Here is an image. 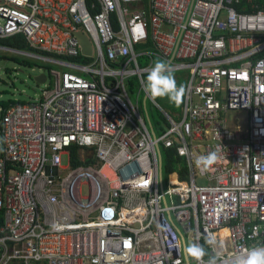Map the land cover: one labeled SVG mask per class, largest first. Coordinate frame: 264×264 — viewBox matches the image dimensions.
<instances>
[{"label":"built area","instance_id":"built-area-1","mask_svg":"<svg viewBox=\"0 0 264 264\" xmlns=\"http://www.w3.org/2000/svg\"><path fill=\"white\" fill-rule=\"evenodd\" d=\"M19 34L30 51L0 50L50 69L40 98L1 107L0 264H197L186 242L205 262L264 246L261 2L0 0V39ZM157 58L182 73L172 116L143 91Z\"/></svg>","mask_w":264,"mask_h":264},{"label":"rangeland","instance_id":"rangeland-1","mask_svg":"<svg viewBox=\"0 0 264 264\" xmlns=\"http://www.w3.org/2000/svg\"><path fill=\"white\" fill-rule=\"evenodd\" d=\"M14 58L20 60L21 62L14 60ZM24 60L30 61V65L22 63V61ZM42 74L48 75V70L45 68V65L43 63L0 50V123L2 118V101H30L32 99L40 98L41 92L45 88V85L47 83L43 85L38 84L35 79ZM180 76H182V73L175 72L176 81L180 80ZM49 82H52V79H50ZM134 91H136V88ZM167 99V97H162L157 98L153 101L161 108V111H166L172 116L173 109L176 110L179 107V100L175 103L169 99L168 102ZM142 101L143 97L141 95L139 97V102L141 104L142 114L144 115ZM174 103L175 108L171 109V104ZM145 110L156 133H159V125L163 122L162 119H160L161 111L151 101L146 102ZM227 115L231 121H235V119H238L239 123H242L246 117V113L243 110L229 111ZM162 154L164 156L163 161L165 165L166 156L164 149H162ZM167 177L168 173L164 166L163 183L165 190L168 188ZM198 182H202V180L199 179ZM80 191L81 196H86L87 185L81 186ZM191 261H193V258L191 259Z\"/></svg>","mask_w":264,"mask_h":264},{"label":"clouds","instance_id":"clouds-1","mask_svg":"<svg viewBox=\"0 0 264 264\" xmlns=\"http://www.w3.org/2000/svg\"><path fill=\"white\" fill-rule=\"evenodd\" d=\"M143 91L149 99L155 100L167 97L169 100L176 102L182 96L184 88L183 85H177L175 69L172 64L157 58L153 61L146 75ZM217 158V153L211 152L206 156L200 157L198 163L207 168L214 164ZM52 227L57 228L58 225L54 224ZM215 242V237L206 239V243L209 246L215 244ZM184 251L189 257L195 259L197 264H264V246L259 245L253 246L240 254L229 255L227 258H222L220 252H214L206 262L204 261V257L209 254L204 245L197 241L186 242Z\"/></svg>","mask_w":264,"mask_h":264},{"label":"trees","instance_id":"trees-1","mask_svg":"<svg viewBox=\"0 0 264 264\" xmlns=\"http://www.w3.org/2000/svg\"><path fill=\"white\" fill-rule=\"evenodd\" d=\"M258 1L261 2V7L264 10V0H258ZM0 45L8 46V48H13V49H17V50H23V51H30L31 50L26 38L23 35H21V34L15 35V36H11V37H7V38H1L0 39ZM14 60L20 61V60H18L16 58H14ZM22 63L30 65V61H28V60H24V61H22ZM45 68L47 70L50 69V67H48L46 65H45ZM167 101L169 102L168 99H167ZM18 102H24V101L9 100V101H2L1 104H2V107L6 109L9 106H11V105H13L15 103H18ZM175 103L171 104V109L175 108ZM173 111H175V109H173ZM78 164H79V162L76 159V149H72V165L75 166V165H78ZM175 168H176L175 160L174 159H170V166H169V170L168 171L175 170Z\"/></svg>","mask_w":264,"mask_h":264},{"label":"water","instance_id":"water-1","mask_svg":"<svg viewBox=\"0 0 264 264\" xmlns=\"http://www.w3.org/2000/svg\"><path fill=\"white\" fill-rule=\"evenodd\" d=\"M76 35L79 38L81 46H82V54L87 55V56L92 55V45H91L90 40H88V38L83 33H77ZM35 80L38 84L43 85L46 83L47 75L42 74L39 77H37ZM146 122H148L147 118H146Z\"/></svg>","mask_w":264,"mask_h":264},{"label":"bare ground","instance_id":"bare-ground-1","mask_svg":"<svg viewBox=\"0 0 264 264\" xmlns=\"http://www.w3.org/2000/svg\"><path fill=\"white\" fill-rule=\"evenodd\" d=\"M173 177V176H172Z\"/></svg>","mask_w":264,"mask_h":264}]
</instances>
